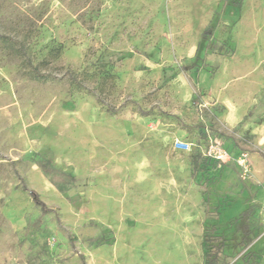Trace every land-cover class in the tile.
<instances>
[{"label": "rangeland", "instance_id": "1", "mask_svg": "<svg viewBox=\"0 0 264 264\" xmlns=\"http://www.w3.org/2000/svg\"><path fill=\"white\" fill-rule=\"evenodd\" d=\"M209 234L264 264V0H0V264H204Z\"/></svg>", "mask_w": 264, "mask_h": 264}, {"label": "built area", "instance_id": "2", "mask_svg": "<svg viewBox=\"0 0 264 264\" xmlns=\"http://www.w3.org/2000/svg\"><path fill=\"white\" fill-rule=\"evenodd\" d=\"M203 157L207 161L218 163L219 165L222 163H228L232 160V157L222 145L212 141L207 142V144L205 145L203 150ZM234 158L242 168H245V170H247L248 160L246 153H240Z\"/></svg>", "mask_w": 264, "mask_h": 264}, {"label": "trees", "instance_id": "3", "mask_svg": "<svg viewBox=\"0 0 264 264\" xmlns=\"http://www.w3.org/2000/svg\"><path fill=\"white\" fill-rule=\"evenodd\" d=\"M33 78L38 79V80H43L45 79V76L38 75L35 73ZM193 160L196 163V166L199 167L200 169V159L199 155L196 154L193 156ZM33 195V194H32ZM35 196V195H33ZM36 205L43 207L45 209V205L40 202L39 200H36ZM46 210V209H45ZM220 241V237L215 236V235H204L203 236V246L205 249V260L204 264H217V253L219 252V244L218 242Z\"/></svg>", "mask_w": 264, "mask_h": 264}]
</instances>
